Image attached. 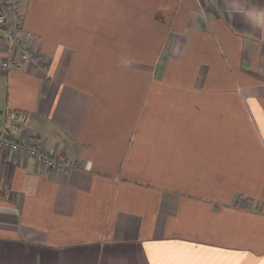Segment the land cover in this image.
<instances>
[{
	"label": "crops",
	"instance_id": "0c3cea01",
	"mask_svg": "<svg viewBox=\"0 0 264 264\" xmlns=\"http://www.w3.org/2000/svg\"><path fill=\"white\" fill-rule=\"evenodd\" d=\"M47 69L0 67V264H264V0H25ZM7 55L0 43V62Z\"/></svg>",
	"mask_w": 264,
	"mask_h": 264
},
{
	"label": "built area",
	"instance_id": "2783aa9c",
	"mask_svg": "<svg viewBox=\"0 0 264 264\" xmlns=\"http://www.w3.org/2000/svg\"><path fill=\"white\" fill-rule=\"evenodd\" d=\"M25 0H0V43H4L7 55L0 62L2 70L19 69L25 65L41 72L47 69V60L27 43L23 30ZM0 128V149L9 150L22 157H31L56 173H67L75 167L60 161L45 151L35 139L16 138L12 134L25 128L27 116L23 112L7 111Z\"/></svg>",
	"mask_w": 264,
	"mask_h": 264
},
{
	"label": "water",
	"instance_id": "95a60500",
	"mask_svg": "<svg viewBox=\"0 0 264 264\" xmlns=\"http://www.w3.org/2000/svg\"><path fill=\"white\" fill-rule=\"evenodd\" d=\"M0 113H1V110H0Z\"/></svg>",
	"mask_w": 264,
	"mask_h": 264
}]
</instances>
